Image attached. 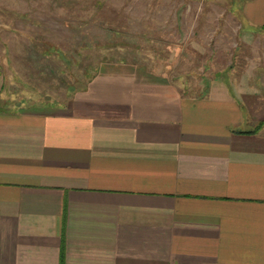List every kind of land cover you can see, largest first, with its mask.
Instances as JSON below:
<instances>
[{
	"label": "crops",
	"instance_id": "0c3cea01",
	"mask_svg": "<svg viewBox=\"0 0 264 264\" xmlns=\"http://www.w3.org/2000/svg\"><path fill=\"white\" fill-rule=\"evenodd\" d=\"M240 6L200 92L119 61L68 107L0 103V264H264V0Z\"/></svg>",
	"mask_w": 264,
	"mask_h": 264
},
{
	"label": "rangeland",
	"instance_id": "374dc122",
	"mask_svg": "<svg viewBox=\"0 0 264 264\" xmlns=\"http://www.w3.org/2000/svg\"><path fill=\"white\" fill-rule=\"evenodd\" d=\"M242 1L0 0V103L66 107L102 63L119 61L200 92L224 45L228 59L244 45Z\"/></svg>",
	"mask_w": 264,
	"mask_h": 264
},
{
	"label": "trees",
	"instance_id": "16d2710c",
	"mask_svg": "<svg viewBox=\"0 0 264 264\" xmlns=\"http://www.w3.org/2000/svg\"><path fill=\"white\" fill-rule=\"evenodd\" d=\"M99 68V67H98ZM98 71V70H97ZM97 73V72H96ZM95 76V74L91 77V79ZM91 79L86 83L87 85L89 84V82L91 81ZM86 87V86H85Z\"/></svg>",
	"mask_w": 264,
	"mask_h": 264
}]
</instances>
